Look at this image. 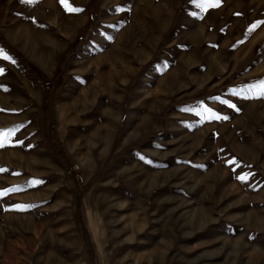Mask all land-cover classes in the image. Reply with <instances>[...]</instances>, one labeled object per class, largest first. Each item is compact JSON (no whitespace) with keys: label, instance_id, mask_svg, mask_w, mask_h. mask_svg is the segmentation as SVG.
I'll return each instance as SVG.
<instances>
[{"label":"rangeland","instance_id":"374dc122","mask_svg":"<svg viewBox=\"0 0 264 264\" xmlns=\"http://www.w3.org/2000/svg\"><path fill=\"white\" fill-rule=\"evenodd\" d=\"M67 3L0 0V264H264V0Z\"/></svg>","mask_w":264,"mask_h":264},{"label":"snow or ice","instance_id":"6c2138e0","mask_svg":"<svg viewBox=\"0 0 264 264\" xmlns=\"http://www.w3.org/2000/svg\"><path fill=\"white\" fill-rule=\"evenodd\" d=\"M28 2H31V0H28ZM61 3H62V4L66 7V9L69 10V11H80V9L73 8V7L69 6L68 3H67V0H61ZM252 27L255 28L256 25H253ZM5 58H7V57H5ZM2 72H3V69H0V73H2ZM0 143H2V140H0ZM246 178H247L246 176H241V177H239V179H241V180H244V179H246ZM4 194H5V193L0 192V195H4Z\"/></svg>","mask_w":264,"mask_h":264},{"label":"built area","instance_id":"2783aa9c","mask_svg":"<svg viewBox=\"0 0 264 264\" xmlns=\"http://www.w3.org/2000/svg\"><path fill=\"white\" fill-rule=\"evenodd\" d=\"M46 85L48 86V85H49V83H46Z\"/></svg>","mask_w":264,"mask_h":264}]
</instances>
